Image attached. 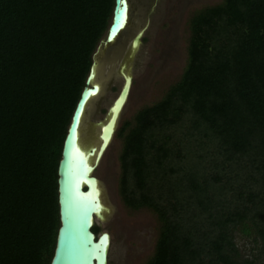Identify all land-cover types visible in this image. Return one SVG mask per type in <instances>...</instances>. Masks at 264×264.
Here are the masks:
<instances>
[{"label":"trees","instance_id":"obj_1","mask_svg":"<svg viewBox=\"0 0 264 264\" xmlns=\"http://www.w3.org/2000/svg\"><path fill=\"white\" fill-rule=\"evenodd\" d=\"M113 6L0 0V264H50L62 142ZM115 132L121 198L160 222L145 264H264V0L195 14L179 80Z\"/></svg>","mask_w":264,"mask_h":264},{"label":"rangeland","instance_id":"obj_2","mask_svg":"<svg viewBox=\"0 0 264 264\" xmlns=\"http://www.w3.org/2000/svg\"><path fill=\"white\" fill-rule=\"evenodd\" d=\"M130 17L125 28L111 43L100 39L99 65L95 81L101 85L85 108L80 126V142L98 144V121H103L107 108L117 94L123 79L118 66L129 47L133 34L143 25L141 43L126 62L132 75L127 101L120 113L117 129L125 122L134 123L136 113L163 98L179 80L187 64L190 20L206 7L223 0H129ZM116 129V130H117ZM83 142V143H82ZM122 138L114 133L107 149L93 169L101 185L108 211L104 218H94L95 234L110 235L107 264H145L154 252L160 222L148 207L130 208L119 193ZM233 238L242 259L261 258L262 249L253 236L235 230Z\"/></svg>","mask_w":264,"mask_h":264},{"label":"water","instance_id":"obj_3","mask_svg":"<svg viewBox=\"0 0 264 264\" xmlns=\"http://www.w3.org/2000/svg\"><path fill=\"white\" fill-rule=\"evenodd\" d=\"M129 0H114L111 22L103 43H111L119 30L128 23ZM145 25L141 26L129 43V47L118 66L123 82L109 104L101 126L98 144L83 145L78 139L87 100L95 95L101 85L95 81L99 57V43L92 55V65L85 85L73 110L71 121L64 136L60 159L57 164V203L59 225L50 264H107L109 236L106 231L99 235L93 231L94 218L103 219L106 206L100 203L96 177L92 170L97 165L105 148L109 145L119 120V111L126 103L131 90L132 75L126 62L141 43ZM121 30V31H122ZM86 104V105H85ZM102 191V189H101Z\"/></svg>","mask_w":264,"mask_h":264},{"label":"bare ground","instance_id":"obj_4","mask_svg":"<svg viewBox=\"0 0 264 264\" xmlns=\"http://www.w3.org/2000/svg\"><path fill=\"white\" fill-rule=\"evenodd\" d=\"M129 12H128V19H129ZM127 25V23L125 24V26ZM125 26L123 27V29L125 28ZM122 30V29H121ZM121 30H119L118 32H117V34L114 36V38L112 39L113 41L118 37V35L120 34V32H121ZM138 31V30H137ZM136 31V32H137ZM135 32V33H136ZM135 33L133 34V36L131 37V39H130V41L132 40V38L134 37V35H135ZM99 91H100V88H99V90H98V92L95 94V95H93V96H91V98L92 97H94V96H96L98 93H99ZM129 95V94H128ZM91 98H89L86 102L88 103L89 102V100L91 99ZM86 105V104H85ZM124 105H125V103L123 104V106H122V108H121V110L119 111V115H120V113H121V111H122V109H123V107H124ZM87 106V105H86ZM86 108V107H85ZM98 128H99V130H98V133H97V142L99 141L100 142V139L98 138V135L100 134V128H101V126H98ZM78 139H79V141H81L80 140V134L78 133ZM111 142V141H110ZM83 143V142H82ZM109 144V143H108ZM84 145V144H83ZM85 145H87L86 143H85ZM91 145V144H90ZM108 147V146H107ZM107 147L105 148V150L107 149ZM105 152V151H104ZM104 152H103V154H104ZM102 154V155H103ZM102 157V156H101ZM101 157H100V159H101ZM99 159V160H100ZM92 173H93V170H92ZM92 173H90L89 175H92ZM96 177V176H95ZM96 180H97V182H98V178L96 177ZM98 190H99V192H100V194H99V198H100V203L103 205V206H105V203H104V199H103V194H102V191H101V185L99 184L98 185ZM93 220H94V217H93ZM108 233V232H107ZM100 234V233H99ZM98 234V235H99ZM108 236H109V244H108V247H107V261H108V249H109V246H110V235H109V233H108Z\"/></svg>","mask_w":264,"mask_h":264}]
</instances>
